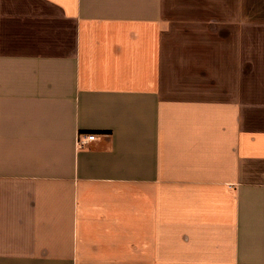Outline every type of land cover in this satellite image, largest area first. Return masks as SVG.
Masks as SVG:
<instances>
[{
    "label": "crops",
    "instance_id": "obj_1",
    "mask_svg": "<svg viewBox=\"0 0 264 264\" xmlns=\"http://www.w3.org/2000/svg\"><path fill=\"white\" fill-rule=\"evenodd\" d=\"M172 8L0 0V264H264V0Z\"/></svg>",
    "mask_w": 264,
    "mask_h": 264
},
{
    "label": "rangeland",
    "instance_id": "obj_2",
    "mask_svg": "<svg viewBox=\"0 0 264 264\" xmlns=\"http://www.w3.org/2000/svg\"><path fill=\"white\" fill-rule=\"evenodd\" d=\"M201 0H172V6L175 8L172 9H180L181 7H185L186 5H200Z\"/></svg>",
    "mask_w": 264,
    "mask_h": 264
},
{
    "label": "built area",
    "instance_id": "obj_3",
    "mask_svg": "<svg viewBox=\"0 0 264 264\" xmlns=\"http://www.w3.org/2000/svg\"><path fill=\"white\" fill-rule=\"evenodd\" d=\"M96 134H91V135H82L79 139L78 144L80 146H84L85 144H87L90 141L96 140Z\"/></svg>",
    "mask_w": 264,
    "mask_h": 264
}]
</instances>
